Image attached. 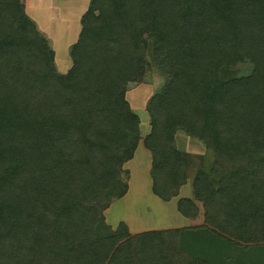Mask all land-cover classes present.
<instances>
[{
  "label": "trees",
  "instance_id": "trees-1",
  "mask_svg": "<svg viewBox=\"0 0 264 264\" xmlns=\"http://www.w3.org/2000/svg\"><path fill=\"white\" fill-rule=\"evenodd\" d=\"M148 51L166 73L146 104L152 193L169 202L185 184L182 131L214 153L218 186L198 172L178 212L200 203L219 233L264 242V0H90L66 74L21 1L0 0V264H203L176 230L105 222L140 141L126 92ZM244 61L248 76L219 80Z\"/></svg>",
  "mask_w": 264,
  "mask_h": 264
},
{
  "label": "rangeland",
  "instance_id": "rangeland-1",
  "mask_svg": "<svg viewBox=\"0 0 264 264\" xmlns=\"http://www.w3.org/2000/svg\"><path fill=\"white\" fill-rule=\"evenodd\" d=\"M31 1V10H29L28 13L26 12V14H29L27 16H29L36 24L39 35H41V37L48 43L51 50H53L57 72L59 74H66L71 68V60L69 56L70 47L74 44L77 39V35L80 32V17L88 6V0H53V3H55V9L53 11L50 8L48 9L43 4V1L47 2V0ZM25 3L26 4H24V6L28 8V0H26ZM146 53L147 62H149V64L146 68L143 81L141 83L130 85L126 92V99L129 102L131 110L140 119V141H142L150 131L149 116L146 112L147 101L153 94L158 92L163 87L166 81V78L164 77V74H166L164 73L165 71L160 72L154 64L151 53L149 51ZM252 69L253 66L249 61H244L235 65L222 66L219 70L218 78L223 82L245 77L251 73ZM178 135L180 137H178ZM177 138V145L183 150L184 158L187 159L185 172L189 179L188 184H192L193 177L196 176L198 172H204L209 176L210 182L213 183L214 186H218V179L211 174V170L215 163L214 153L211 150L206 149V147L198 140L187 137V135L182 131L177 134ZM128 175L127 172H125L123 180H127ZM149 198L150 197L148 195L143 196V199L140 200L138 204L139 206L137 208L132 207V216L134 214L136 216V214L139 213V217H144V220L156 219V216H159L156 215L158 208L150 202ZM197 206L200 210V214H198L199 216L197 217L202 223L203 209L201 208L200 203H197ZM106 216L109 218L110 216L115 217V208L112 207ZM115 228L111 229L114 230ZM163 237H165L164 239H166V241L170 239L169 235H164ZM239 244L242 243L239 242ZM248 244L256 245L264 244V242L247 243L243 245ZM241 246L235 247L233 244L230 249L233 248V250H237L242 248L244 250L246 248ZM181 255L184 256L183 254ZM186 258L189 259L188 257ZM253 260L251 256H248L245 259L243 258L239 264H256L260 261L254 258Z\"/></svg>",
  "mask_w": 264,
  "mask_h": 264
},
{
  "label": "crops",
  "instance_id": "crops-1",
  "mask_svg": "<svg viewBox=\"0 0 264 264\" xmlns=\"http://www.w3.org/2000/svg\"><path fill=\"white\" fill-rule=\"evenodd\" d=\"M20 1L24 7L25 13H28V11L31 10L30 7L32 5V1L28 0V8L24 6V4H26V0ZM43 4L48 9L50 8L52 11L55 9V3H53V0H47V2L43 1ZM87 8L85 9V11L87 10ZM85 11L83 12V14L85 13ZM179 132H177V134ZM177 134L175 135L176 147L184 156L183 150L180 149L177 145ZM178 137L180 136L178 135ZM184 159L186 168L187 159ZM151 165L152 155L143 146V142L140 141L137 145L132 159L123 165L124 173L127 172V175L129 174L127 180H125V183L127 185L125 195L122 198L114 201L104 211L105 221L111 228H115L120 222H123L130 234H138L146 231L176 230L178 232L176 247L179 252L189 259L203 264H239V262L243 258L245 259L248 256H251L252 260L253 258L260 260L259 263L256 264H264V244H239V242L226 237L225 235L217 232L212 227L206 225L205 223H203V221L201 223L198 217L187 218L182 216L178 212L177 202L180 199L192 200L194 197L193 181L191 185L188 184L189 179L186 175V172L185 184L180 188L177 197L173 198L169 202H163L159 198H157L151 190ZM194 178L195 176L193 177V180ZM146 195L150 197V202H152L155 207L158 208L156 215L159 216H156V219L144 220V217H139V213L136 214V216L135 214L132 216V207L137 208L139 206L138 204L140 200H142L143 196ZM112 207H114L116 210V216H110L109 218L108 216H106V214L110 212V209H112ZM128 210H130L131 212ZM233 244L235 247H240L241 245H243L241 247L246 248L244 250L242 248L237 250H233V248L230 249Z\"/></svg>",
  "mask_w": 264,
  "mask_h": 264
}]
</instances>
